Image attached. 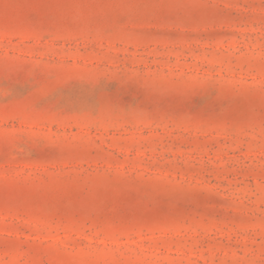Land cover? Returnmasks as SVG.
Returning a JSON list of instances; mask_svg holds the SVG:
<instances>
[{
  "label": "rangeland",
  "instance_id": "obj_1",
  "mask_svg": "<svg viewBox=\"0 0 264 264\" xmlns=\"http://www.w3.org/2000/svg\"><path fill=\"white\" fill-rule=\"evenodd\" d=\"M0 264H264V0H0Z\"/></svg>",
  "mask_w": 264,
  "mask_h": 264
}]
</instances>
